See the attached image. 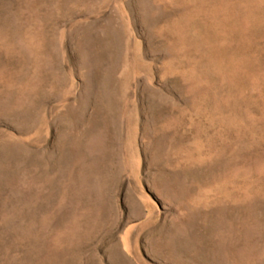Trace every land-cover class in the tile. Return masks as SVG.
<instances>
[{"label": "rangeland", "instance_id": "1", "mask_svg": "<svg viewBox=\"0 0 264 264\" xmlns=\"http://www.w3.org/2000/svg\"><path fill=\"white\" fill-rule=\"evenodd\" d=\"M0 264H264V0H0Z\"/></svg>", "mask_w": 264, "mask_h": 264}]
</instances>
